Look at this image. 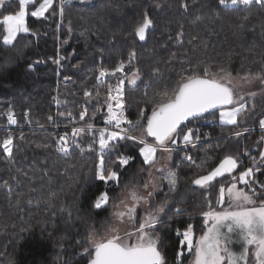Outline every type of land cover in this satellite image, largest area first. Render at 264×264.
Returning a JSON list of instances; mask_svg holds the SVG:
<instances>
[{"label":"trees","instance_id":"1","mask_svg":"<svg viewBox=\"0 0 264 264\" xmlns=\"http://www.w3.org/2000/svg\"><path fill=\"white\" fill-rule=\"evenodd\" d=\"M182 2L65 0L61 4L54 0L46 18L31 17L34 8L29 5L26 21L31 31L21 34L13 45L3 43L0 27V140L10 132L14 138L12 161L0 147V264H88L89 256L83 249L89 246V233L93 229L101 232L122 192L142 182L152 170L139 154L141 145L120 141L105 156L106 165L118 172L119 179L100 181L96 175L99 146L93 145L94 151L87 150L98 132L81 133L76 138L80 147L72 143L73 126L92 123L95 130L111 127L105 124L108 85L115 87L120 79L124 80V114L135 124L141 110L151 114L153 105L149 101L158 93L175 88L181 75L192 70L202 73L208 68L210 73L218 74L223 67L232 74L251 70L264 76V7L240 5L232 11L218 0H186V11ZM157 4L162 7L157 8ZM18 8L16 0H10L0 8V19ZM145 11L154 24L141 41L132 32ZM244 15L249 16L247 21L241 20ZM241 23L243 27L237 29ZM181 30L184 35L178 41L176 35ZM132 50L136 55L129 63ZM121 60L125 62L123 72L97 79L100 68L111 70ZM155 68L160 73H154ZM137 70L139 79L130 84L129 75ZM257 80L251 91L264 90V83ZM85 89L99 90L101 96L89 101L84 96ZM83 107H87L88 116L81 121L79 113ZM247 107L249 110L238 117L237 125L220 124L215 118L218 109L181 125L185 131L193 129L200 139L195 141V147H184L182 138L178 139L170 166L177 177V191L172 193L164 185V192L156 194L151 203L156 207L169 198L166 213L176 216L157 225L167 264H178L176 257L182 250L179 241L183 237L177 232L182 233L191 224L197 238L204 228L201 212L207 210L209 201L218 208L220 184L227 186L232 175L255 168L261 161L264 129L259 120L264 119V92ZM97 108L100 111L93 117ZM9 109L17 114L15 126H8L5 113ZM69 110L75 121L58 115ZM49 116L53 121L48 120ZM212 121H216V127L208 138L206 130ZM140 123L144 125L146 120L141 119ZM121 126L129 127L126 123ZM132 131L139 135L137 128ZM235 131L243 134L233 136ZM65 133L69 137L67 154L56 150L59 137ZM147 141L154 142L151 137ZM81 147L85 151L81 152ZM183 151L192 160L183 161ZM120 154L133 159L123 166L112 163ZM225 155L239 157L235 172L211 182L209 187L192 182L209 173ZM262 166L256 176L264 182ZM4 180L9 181L8 187ZM259 186L254 185L257 191ZM102 192L108 193L109 203L97 209L94 201ZM176 209L181 210L179 215ZM163 218L165 212L160 217ZM191 259L192 254L184 251L179 264H191Z\"/></svg>","mask_w":264,"mask_h":264},{"label":"snow or ice","instance_id":"2","mask_svg":"<svg viewBox=\"0 0 264 264\" xmlns=\"http://www.w3.org/2000/svg\"><path fill=\"white\" fill-rule=\"evenodd\" d=\"M10 0H0V8H3ZM19 5L18 11L13 14H4L0 19V27L3 29L2 40L5 45H13L21 34L30 33L26 18L29 15L28 6L32 5L34 10L30 12L31 17L46 18L45 13L53 7L54 0H16ZM64 4L65 0H60ZM193 3L196 0H192ZM219 4L226 9L232 11L238 10L237 6L243 5L250 7L258 4L264 7V0H218ZM157 8L162 7L161 4L156 5ZM186 11L188 3L183 0L181 3ZM60 15L63 16V8L60 9ZM248 15L241 17L242 21H247ZM153 20L150 14L145 11L142 19L136 23L132 34L143 41L149 29L153 27ZM243 27V24L236 25L237 29ZM183 26H181V29ZM184 33L179 31L176 35L177 40H181ZM195 39V37H193ZM191 43V40L189 41ZM135 51L132 50L128 55V62L131 63L135 59ZM59 60L54 63L59 64ZM124 61L121 60L111 70L108 68H100L97 79L106 75H115L117 72L124 71ZM31 68V65H29ZM159 68L154 69V73H160ZM220 72L223 76H217L216 73H210L208 68H204L203 72L196 70L190 71L187 75H181L175 88L165 90L157 94L150 103L153 107L151 114L146 115L144 110L140 112V118L135 124L125 116L123 105V84L124 80L120 79L115 87L108 85V90L104 100L107 107V115L105 124L111 127H105L95 130L92 123H86L83 127L73 126L71 132V141L76 144V138L83 132H98L94 137L92 144L88 146V151H94L93 145L98 144V165L97 178L100 181H118L119 175L114 171L110 164L106 165L105 156L114 149L120 141H132L141 145L139 154L143 157V163L150 167H156L158 163L157 152L168 153L171 156L173 148L168 144H177L178 139L182 138L185 145L191 144L195 147V141L200 139L193 129L188 128L187 131L181 127L185 121L190 118L201 117L202 114L209 112L211 109H218L219 119L228 125H237L238 117L246 113L249 109L244 102V96L237 91V86L233 81H242L251 83L253 80L260 79L264 83V76L259 73L246 71L243 75L239 73L233 76L230 71L221 67ZM139 70L133 73L129 83L135 84L139 79ZM66 79H69L66 77ZM115 93V94H113ZM255 96V93H249ZM84 96L90 101L92 98L100 97L99 90L95 92L88 89L84 90ZM57 103H61L57 100ZM254 107V106H253ZM100 111L97 108L96 112ZM7 120L10 124H16L14 113L11 109L7 112ZM59 116H66L75 121L71 110L58 113ZM88 116L87 107H83L79 113V120L84 121ZM92 117H89V120ZM53 117L49 116L48 120L53 121ZM141 119L146 120V124L140 123ZM128 124V128L121 127L122 124ZM259 126L264 129V119L259 120ZM137 128L139 135L133 134L132 129ZM243 131H247L244 129ZM243 133L235 131L233 136L240 137ZM145 137H151L154 143H149ZM21 134L20 139H23ZM264 141V136H261ZM116 142V143H113ZM13 143L14 138L11 134L0 140V147L9 161L13 160ZM47 147V145H44ZM80 147L79 144H76ZM69 137L68 134L59 137L57 151L68 153ZM81 152L85 151L81 147ZM248 153L245 152V155ZM261 163L264 164V151L260 154ZM192 160L191 156L185 157ZM133 157L120 154L116 161L119 165H127ZM256 158L253 157L255 164ZM239 166V157L225 155L218 166L213 168L207 175L200 176L192 182L196 185L209 187L211 182L217 177H223L226 173L231 175ZM200 167V166H198ZM259 167H248L237 175L231 176V182L225 186L220 184L217 198V205L220 210L212 207L211 201L208 202L207 210L202 211L206 231L199 236L197 240L193 239V226L191 224L178 236L183 237L179 241L181 251L177 252V261L184 255V251L194 254L193 264H264V182L260 183L259 191L254 185L257 181L254 179L255 173L259 171ZM151 176V173H149ZM15 179V177H13ZM169 191L175 193L177 191V177L171 174L167 177ZM3 184L8 187L9 181L4 180ZM238 184L245 185L244 188L238 187ZM147 188V183L145 184ZM132 201L131 206L125 204L124 210H118L113 213L116 221L119 223L127 220L133 227L132 231L125 232L120 235L119 227L116 224H110L105 229V234L98 237V233L93 229L89 233L88 247L83 251L88 254V264H167L162 247L164 240L160 233L156 230L159 221V213L164 211L163 204L154 210L147 212L146 216L141 218V222L135 223L136 207L142 201L146 202V198L139 195L136 191L130 194ZM150 196L151 193H148ZM227 198L228 207L224 208L225 199ZM109 195L102 192L94 201V207L100 209L109 203ZM123 204L124 202L121 201ZM181 213L180 209H176V214ZM171 219V218H170ZM234 244H239V251L233 249ZM186 246V248H185ZM91 249V250H90Z\"/></svg>","mask_w":264,"mask_h":264},{"label":"rangeland","instance_id":"3","mask_svg":"<svg viewBox=\"0 0 264 264\" xmlns=\"http://www.w3.org/2000/svg\"><path fill=\"white\" fill-rule=\"evenodd\" d=\"M223 75H224V73H222V72H219L217 74L218 77L219 76H223ZM232 75L236 76L237 74H232ZM240 75H243V74H240ZM132 76H133V73L131 75H129V80L132 78ZM136 82H137V80H136ZM256 83H258L257 79L253 80L251 83H244L242 81H235V80L233 81V84L237 86V91L240 93V95L244 96V102L246 103V106H248L249 104H252L253 100H255L256 98H258L261 95H263L264 90L263 91H255V90L251 91ZM249 93H255V96H250ZM113 94H115V93H113ZM122 102H123V105H124V98H123ZM219 112H220V110H218L215 113L216 114L215 118L217 119V121L220 124H224L219 119ZM145 139H147V137H145ZM149 143H154V142H149ZM175 145L169 143L168 147L174 149V148L177 147V144H175ZM184 147H186L185 144H184ZM263 151H264V148H263ZM158 154H160V157H159V159H157L158 163L156 164V167H153L152 170L147 172L146 176L143 178L144 180L142 182H140L139 184H134V186H130L129 188L125 189L122 192L119 202H117L116 204L113 205V208H112V211L110 213V216H109L106 224L104 225L102 231L98 232V237L97 238H99V236H102V235L105 234V229L110 224L118 225L119 231H120V235H122V236L124 235L125 232L133 230L132 225L127 220H125V222H123V223H119L118 224V222L115 219V216L113 215V213L115 211L124 210L125 204H127L128 206H131L132 201L130 199V195L129 194L132 191H136L139 195H142V196H144L146 198V202L142 201L136 207L135 223L137 225L141 222V218L146 216L148 211L154 210V209L158 208L159 206H161L162 204H163L164 211L159 213V221L160 222L158 224L162 223L163 220H166V223H168V222L172 221L176 217L173 214L169 215L168 212L166 213V211H168L167 208L169 207L168 206L169 205V201H170L169 198H167L168 202L163 201L162 203L157 204L156 207H153L152 204H151L152 200H154V196H156V194H158V193L160 194V193L164 192V188H163L164 185H167L168 188H169L167 179H164V177H167V176H169L171 174H175V173L170 171V166H171L172 159H173V156L175 154V151L174 150L172 151L170 158H169L168 153H164V152L158 151L156 155L158 156ZM256 167H259V169H260L259 171H261L262 167H263L262 163L259 162ZM149 173H151V176L149 175ZM260 179H261V177H260ZM256 181H257V183H259V181H260L258 176H257ZM146 183L148 185L147 188L145 187ZM148 193H151V195L149 196ZM121 201H123L124 203L122 204ZM214 208H215V206H214ZM215 209H218V208H215ZM164 212H165V218L160 219V217L163 215ZM157 228H158V226H156V230H157Z\"/></svg>","mask_w":264,"mask_h":264},{"label":"built area","instance_id":"4","mask_svg":"<svg viewBox=\"0 0 264 264\" xmlns=\"http://www.w3.org/2000/svg\"><path fill=\"white\" fill-rule=\"evenodd\" d=\"M12 112L14 113L15 119H16V121H17V123H18L17 114H16L13 110H12ZM6 114H7V112L5 113V117H6V120H7V115H6ZM7 123H8V126H15V125H17V123H16V124H10V123L8 122V120H7ZM209 125H210L209 129L206 130V135H207L208 138H209V137H212V128L216 127V121H212V122H210ZM10 133H11V132H10ZM10 133H9V134H10ZM63 135H64V134H63ZM186 156H189V154H188L186 151H183V152H182V155H181L183 161H189V160H187V159L185 158Z\"/></svg>","mask_w":264,"mask_h":264},{"label":"crops","instance_id":"5","mask_svg":"<svg viewBox=\"0 0 264 264\" xmlns=\"http://www.w3.org/2000/svg\"><path fill=\"white\" fill-rule=\"evenodd\" d=\"M257 172H258V171H257ZM254 179H255V180L257 179L256 173H255V177H254ZM262 182H263V181L260 180L259 183H256L255 185H260V183H262ZM223 207H224V208H227V207H228V201H227V199L225 200V203H224ZM216 210H220V206H219V205H218V209H216ZM201 216H202V215H201ZM203 231H206L205 225H204V228H203L202 232L197 236V238H195V235L193 236L194 242H195V240H197V239L199 238V236L203 233ZM193 233H194V232H193ZM239 247H240L239 244H234V245H233V249L236 250V251H239ZM191 254H192L191 264H193L194 254H193V253H191Z\"/></svg>","mask_w":264,"mask_h":264},{"label":"water","instance_id":"6","mask_svg":"<svg viewBox=\"0 0 264 264\" xmlns=\"http://www.w3.org/2000/svg\"><path fill=\"white\" fill-rule=\"evenodd\" d=\"M214 110H216V109H211V110H209V112L214 111ZM209 112H206V113L202 114V116L205 115V114H207V113H209ZM190 119H192V118H190ZM190 119H189V120H190ZM185 122H186V121H185ZM219 163H220V162H219ZM219 163H218V164H219ZM218 164H217L216 166H218ZM216 166H215V167H216ZM215 167H214V168H215ZM236 170H237V169H236ZM236 170H234V172H235ZM207 174H208V173H207ZM207 174H204V175H207ZM225 175H228V174L226 173ZM225 175H224V176H225ZM201 176H203V175H201ZM218 178H220V177H217L215 180H217ZM215 180H214V181H215ZM212 182H213V181H212ZM195 185H196V184H195ZM196 186H199V185H196Z\"/></svg>","mask_w":264,"mask_h":264}]
</instances>
